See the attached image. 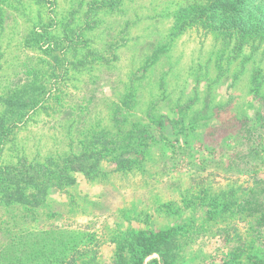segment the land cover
<instances>
[{"label": "rangeland", "instance_id": "1", "mask_svg": "<svg viewBox=\"0 0 264 264\" xmlns=\"http://www.w3.org/2000/svg\"><path fill=\"white\" fill-rule=\"evenodd\" d=\"M188 2L0 0V198L42 197L0 231L34 225L28 262L171 229L175 264H264V38L183 26Z\"/></svg>", "mask_w": 264, "mask_h": 264}, {"label": "trees", "instance_id": "2", "mask_svg": "<svg viewBox=\"0 0 264 264\" xmlns=\"http://www.w3.org/2000/svg\"><path fill=\"white\" fill-rule=\"evenodd\" d=\"M46 1L53 2V0ZM110 3L111 0H105V3L100 7L108 6ZM112 3L116 2L112 1ZM180 19L183 20V26L198 25L206 29L211 27L218 35L238 36L241 33L250 39L247 41L248 45L254 43L260 37L264 38V0H192V2L185 5L184 14ZM227 39L229 42L232 41L230 36H227ZM254 79L257 87L261 85L260 81H257L258 77L256 75ZM72 155L74 154L64 157V161H68ZM3 163L0 149V191L4 188L2 181H4L6 173ZM5 187L7 191H10V194L7 198H0V203L11 204L17 202L28 204L31 208L36 209L41 204L42 197H38L37 193L26 195L25 189L23 193H11L16 187L12 185H9L8 188ZM33 189L40 193L43 186L34 185ZM253 204L255 207H251ZM249 205L252 212L261 213L264 222V198L258 196ZM250 209L248 210L250 211ZM31 228H34V225L27 224L26 221L20 218L16 224L8 225L3 231H0V264H14L12 262L14 259L17 264H24V262L25 264H40L37 258L31 263L28 262V259H25L27 257L26 251L41 242L40 238L33 241L29 237ZM172 239L173 231L171 229L135 235L133 239L125 240L124 243L118 246L112 264H175L171 260L168 248V245L172 243ZM66 249V246H64L58 252H66ZM75 253L78 256L82 254L81 251ZM51 261L53 263L54 259H51Z\"/></svg>", "mask_w": 264, "mask_h": 264}]
</instances>
